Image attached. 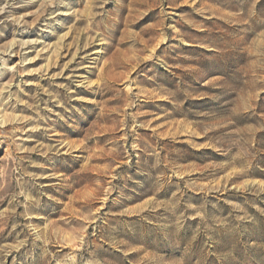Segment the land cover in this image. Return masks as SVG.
<instances>
[{
  "label": "rangeland",
  "instance_id": "1",
  "mask_svg": "<svg viewBox=\"0 0 264 264\" xmlns=\"http://www.w3.org/2000/svg\"><path fill=\"white\" fill-rule=\"evenodd\" d=\"M0 264H264V0H0Z\"/></svg>",
  "mask_w": 264,
  "mask_h": 264
}]
</instances>
